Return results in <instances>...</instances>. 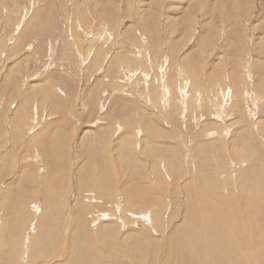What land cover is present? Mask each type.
I'll return each instance as SVG.
<instances>
[{"label":"rangeland","instance_id":"obj_1","mask_svg":"<svg viewBox=\"0 0 264 264\" xmlns=\"http://www.w3.org/2000/svg\"><path fill=\"white\" fill-rule=\"evenodd\" d=\"M163 85L171 91L170 102ZM227 88L232 103L222 123L218 91ZM180 90L190 100L184 109ZM255 108L252 115L249 109ZM17 111L27 116L19 128ZM226 127L231 138L224 135ZM260 134L264 137V0H0L2 232H27L35 202L47 207L52 232H72L73 193L84 187L81 182L98 183L106 172L113 173L103 179L107 188L112 184L117 193L130 189L149 202L153 196L145 188L153 185L169 196L170 204L163 203L170 214L165 234L183 225L188 192L198 204L218 201L219 194L243 206L248 186L264 194V174L250 180L245 174L246 158L248 169L264 171ZM230 160L244 167L232 178L226 176ZM197 174L196 188L193 182L186 193L187 181ZM27 176L35 182L20 191L17 182ZM208 189L214 198L208 195L204 203ZM17 200L24 211L19 216ZM131 223L118 228L129 251L127 243L135 240L130 235L140 229ZM94 224L89 228L98 235Z\"/></svg>","mask_w":264,"mask_h":264},{"label":"bare ground","instance_id":"obj_2","mask_svg":"<svg viewBox=\"0 0 264 264\" xmlns=\"http://www.w3.org/2000/svg\"><path fill=\"white\" fill-rule=\"evenodd\" d=\"M84 63L86 64V61ZM130 74L133 75V73ZM144 77L146 82L144 83L148 86L149 83L147 78L149 76L144 75ZM163 86V98L167 97L166 99L170 102L171 91L167 85ZM218 94H220L222 99L221 104L217 106L218 121L224 123V111H226L232 103L230 101L232 97L231 89H219ZM180 95L184 109L187 102L186 94L180 90ZM253 106L257 107V104L254 102ZM249 110L252 115H255L256 108L254 110ZM183 113H187V111L185 112V110H183ZM17 116L20 123L17 122L16 126L19 128L25 124L27 116L22 112L17 114ZM228 130L230 129L226 127L224 135L227 138H231ZM139 133L140 131L136 134L138 135ZM215 136L216 137L214 138H216V140L220 139L218 134ZM245 137H247V135ZM259 137L262 138L263 136L260 134ZM261 141L264 142V137ZM261 141H258L262 148L263 156L260 165L262 166V169H264V147H262ZM188 142H190V140ZM136 145L138 147L143 146L140 142L139 144L137 142ZM209 146H213V144H209ZM249 147L250 146H248V148ZM230 148V144L227 142V149ZM199 151L202 152L201 147ZM253 155V153L250 154V156ZM194 158L195 157H192L189 163L191 168L193 167L196 169V166L194 165L196 163L193 162ZM246 160L248 165L246 164L245 166V174L247 175L248 173L250 175L249 180L253 174H264V171H260L259 169H248L250 167V159L246 158ZM230 161L231 166L233 167L228 168L229 171H226V176L228 175V178L238 176L244 171V167L242 168L240 164L236 165L234 160ZM42 171L44 170L42 169ZM112 175V172H106L105 176L103 175V179L107 180V177L111 178ZM198 176V174L197 176L192 175L190 181H187L186 187L183 186L186 193L188 192L187 185L190 186V184L194 182V188H196L197 181L200 179ZM258 178L259 176H255L253 180ZM103 179L98 178V183H87V181L81 182L85 189H87L86 187L88 185V188L92 187L93 190H81L84 187L80 185L81 188L77 193H73L74 203H72L69 213L70 229L72 228V232L70 233L68 231L64 233L52 232L53 228L50 225L47 226L49 222L47 223L45 218L47 207L42 203L38 204V202H35L33 205L35 207L37 206V211L30 207V212L34 211L35 213H33L34 217L31 220L30 228L27 232H2L5 229L4 225L0 229V264H264V194L260 191L256 192V190L253 189V185L252 189L248 186L245 190L246 195L244 194L245 200L243 206H237L234 201L225 199L219 194L216 196H218L220 200L207 203L206 201L210 200L208 195H211L214 198L215 192L209 190L210 188L205 193H202L204 196L200 199L207 204L195 203V193H192L194 195L193 198L190 197L191 193L188 192L184 199L188 201L189 209L186 216L184 215L185 219L183 225H176L174 232H171L175 226L174 225L170 232L165 234L164 229L167 230V227L164 224V220L166 217L169 218L170 214L167 216V206L163 207V203L168 202V195L161 196L160 191L157 190L158 188H156L157 191H155V186L151 185L147 187V189L145 188V191H150V196L153 197L150 201L147 200L149 202H142L141 199L135 198V195L130 189H126V191L123 192L118 191L117 193L115 186L112 184H109L111 187L107 188ZM29 180H33V178L27 176L23 180L25 181L24 183L21 184L17 182L20 191L22 190L23 184H28L30 182ZM33 181L35 182V179ZM33 181L32 183H34ZM92 191H96L97 193H93ZM236 193L241 194L239 191H236ZM10 194L11 193L8 195ZM108 196L113 197V201L109 200ZM2 198L4 199L3 195ZM10 198H14V194L13 197L10 196ZM91 198L93 200H91ZM82 199L86 200V202L82 201ZM87 201L89 202L87 203ZM92 201L99 202V204H105L106 206L91 205ZM20 202V200H17L13 204L16 216L24 214L23 205ZM134 206H137L142 210L135 212L133 211ZM91 207L93 210H91ZM244 207L246 209H243ZM102 209L103 211L99 212V210ZM92 211L95 212L94 215ZM41 215H43V219L41 218L40 220L39 216ZM58 222L60 223V221ZM91 222L95 223L93 227L99 230L100 234L92 235V230L89 228V225L93 224ZM129 222H132L131 224L137 229L140 228L138 230L133 229L136 232L134 231V233L130 235L132 236L135 234V240L127 243V246H132L131 251L127 250L129 247H123V244H121V237H119L120 230L118 229L119 224H121L120 228L121 226L127 227ZM242 223L244 224V228L242 227L243 229H241ZM115 224L118 226L117 229L119 230V233H116L117 235L114 237L113 235L117 230ZM1 225L2 220L0 219V226ZM149 229H152L154 232L157 231V229H162L164 232H161L160 234L155 232L156 234H154L152 231L149 232ZM58 230L60 231V229ZM5 234H9V237L8 235L5 236ZM153 234L155 236H153ZM160 236L163 237V239L161 238L162 240H156L154 238H160ZM5 237L8 239L4 240ZM151 238L153 240L155 239L156 242L152 243L153 240L151 241ZM121 240L123 241L122 238ZM124 241H126V239ZM136 251L144 257L137 256L135 253Z\"/></svg>","mask_w":264,"mask_h":264}]
</instances>
